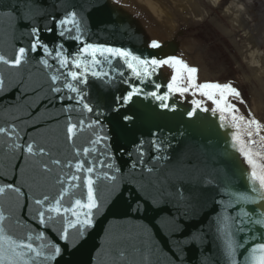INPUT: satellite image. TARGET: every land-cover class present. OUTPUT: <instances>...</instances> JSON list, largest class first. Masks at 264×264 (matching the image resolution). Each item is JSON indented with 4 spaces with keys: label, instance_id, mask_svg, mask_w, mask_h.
<instances>
[{
    "label": "water",
    "instance_id": "95a60500",
    "mask_svg": "<svg viewBox=\"0 0 264 264\" xmlns=\"http://www.w3.org/2000/svg\"><path fill=\"white\" fill-rule=\"evenodd\" d=\"M71 11L85 26V43L124 48L142 58L175 56L197 69L196 84H230L241 94L228 96L238 109L234 114L257 120L259 134L253 125L249 138V127L233 121V113H223L222 121L214 101L196 88L169 92L176 74L171 65L137 77L123 58H113L99 69L106 76L98 79L89 72L87 83L71 81L55 51L45 56L43 49L30 50L31 28L38 27L40 41L50 49L62 44L65 54H75L82 43L67 34L61 37L63 29L54 22ZM153 40L159 48L150 46ZM20 47L28 51L19 66L0 62V128L14 126L13 135L0 133V186L13 183L25 195L0 193V210L14 239L30 235L35 247L59 243L62 249L54 260L36 257L33 264H228L222 218L236 217L241 209L253 219L264 214V202L237 203L234 195H253L252 166L242 146L252 153L258 169L264 166V0H0V54L13 59ZM53 74L60 76L55 85ZM181 75L182 86H187L188 74ZM68 82L80 88L92 111L77 103V94L64 87ZM53 86L62 91L53 93ZM133 86L141 91L130 101L117 99ZM152 92L168 93V99H156ZM69 117L78 125L72 140ZM234 134L240 140H234ZM28 143L35 145L32 154L26 151ZM85 147L89 154L83 153ZM78 161L94 167L98 208L82 237L69 230L76 242L65 248L59 232L75 217L71 212L53 214L45 229L34 201L47 195L54 202L67 189L62 207L71 208L75 199L87 202L84 177L89 174L75 169ZM74 174L81 179L69 181ZM79 211L83 218L87 210ZM175 225L179 228L174 230ZM39 232L47 238L37 240ZM262 232L264 227L247 224L236 239L255 235L256 242H264ZM247 254L239 249L238 262Z\"/></svg>",
    "mask_w": 264,
    "mask_h": 264
},
{
    "label": "snow or ice",
    "instance_id": "6c2138e0",
    "mask_svg": "<svg viewBox=\"0 0 264 264\" xmlns=\"http://www.w3.org/2000/svg\"><path fill=\"white\" fill-rule=\"evenodd\" d=\"M54 22L61 29H63L59 33L61 37H65L67 34L68 39L80 41L82 43V47H80L79 50L71 56L64 53V46L62 44L56 50L50 49L47 44H44L40 41L39 33L41 29L38 27H32L30 34L34 39L31 43L30 50L36 52L40 49H43L45 56H51L52 52L55 51V57L59 61L60 68L69 69L66 73V76L71 81L87 83V75L89 72L93 77L98 79L106 76L107 73H104L99 69L104 63L111 64V60L113 58H123L127 68L130 69L137 77H149L152 75L151 69L158 68L162 65H171L176 68V74L172 76V82L168 84L169 92L183 94L189 91V88H196L202 91L203 94L208 97V99L214 101V103L217 105V108L222 113L220 117L222 121L226 119L223 113H233V121H243L249 127L247 132V136L249 138L253 136V125L255 126L256 134H259L261 125L257 120L248 119L245 121V117H237L234 114L238 111V109L236 108L235 104L228 102V96L240 98L241 94L230 84H220L214 82L196 84L194 74L197 72V69L194 67H189L182 59H179L175 56H170L166 59L142 58L141 56L134 55L131 51L124 48L112 47L103 44L85 43L82 41V36L85 32V26L83 25L82 20L78 19V13L75 11L67 12L64 17L58 21H55L54 18ZM69 25L72 27H68ZM73 29L75 31V36L71 35ZM46 30L51 32L53 29L48 28ZM150 46L152 48H159L160 44L158 41L153 40ZM26 51L28 50L24 47H20L13 59H9L0 54V62L13 67L19 66L25 56ZM41 62L46 67H51L48 64L47 59H42ZM183 72L188 74L186 81L187 86H182L184 78L181 74ZM59 80V75L53 74L51 76L53 85H55V83ZM3 84V78L0 77V88L3 87ZM64 87L70 92L77 94L78 104H83L85 109L92 111L89 105L84 103V98L81 95L80 88L74 86V84L71 82L65 83ZM156 87L159 88V85H156ZM51 91L53 93H60L62 89L60 87L53 86ZM140 91L141 89L133 86L131 91L122 97H118L117 99L122 103H127L132 99L133 95L138 94ZM150 95L161 101H166L168 99V93H165L163 96H158L156 92H152ZM71 98L72 97H69V99ZM60 99L63 100L64 97L61 96ZM194 103L197 107L200 106V102L194 101ZM161 107H168V105L166 103H162ZM188 114L191 116L192 112H189ZM125 119H130V117H125ZM80 123L82 124L83 121ZM77 127L78 125L76 123H72L71 117H69V123L67 125V134L69 140L73 139ZM236 127L239 128L240 125L237 124ZM0 133H6L11 136L14 134V126L11 129L0 128ZM99 139L100 138L98 137L97 141H93V143H97ZM233 139L240 140V137L234 134ZM261 139H264V137H261ZM248 142L253 144L255 143V141L251 139ZM241 143L243 144V142ZM14 147L19 148L20 145L17 144L14 145ZM34 148L35 145L33 143H28L26 147L27 153H34ZM94 150L95 149H92V151ZM39 151L40 153H43L44 149L41 147L39 148ZM240 151L247 157V163L252 166L249 179L252 183L251 192L253 195H249L247 192L234 194L235 199L237 203H256L258 201L264 202V166H260L258 169L256 162L252 158V153L245 151L243 146L240 148ZM77 152H79V149H77ZM89 152V148L85 147L83 149L84 154H89ZM54 163L60 164V161L56 160ZM84 163L85 162L83 161H78L75 164V169L78 172L84 171L89 174L84 177V184L86 185L87 189V202H84L81 199H75L71 208L62 207V199L67 189L62 191L60 193V197L56 198L54 202H50V198L47 195L43 196L42 199H36L34 201V203L39 206L40 209L37 213L39 225L44 226L45 229L48 228L50 222L54 221L55 217L53 214L59 216L62 213L67 214L71 212L72 216L75 217L74 220H66L62 231L59 232V240L65 242V248L67 247V244H75L76 242V239L70 235L69 230L75 229L78 233V236L82 237L86 228L93 224V209L98 208V202L94 191V181L91 175L94 172V167L88 166L85 168ZM44 167L46 168L47 165ZM109 167H111V165H109ZM104 175L105 178H108L107 173H104ZM80 179L81 177L75 174L68 177L69 181H79ZM111 179H114V177ZM6 190L16 193L18 197L25 195V193L22 192L21 187L16 186L13 183H7L3 186H0V193H4ZM45 205L47 206L45 207ZM81 209L87 210L83 212V218H81L82 213L79 211ZM6 219H8V217L5 216L3 210H0V264H33L34 258L36 257H42L44 260H54L61 254L62 249L59 243L41 244L40 246L35 247L31 242L32 236L30 235L25 239H14L12 236L7 234L6 228L4 226V221ZM222 219L224 231L227 237L226 255L228 257V264H264V242H256L255 235H245V238L242 241H238L236 239V233H245L247 224H255L264 227V214L261 215V218L253 219L251 214L244 212L243 209H241L240 213H238L236 217L225 216ZM178 228L179 225L174 226V230ZM46 238L45 232H39L36 236L37 240H44ZM261 240L264 241V232L261 233ZM45 249H49L50 251L46 253ZM239 249H245L248 253L244 256L242 262H238L237 260V251Z\"/></svg>",
    "mask_w": 264,
    "mask_h": 264
}]
</instances>
